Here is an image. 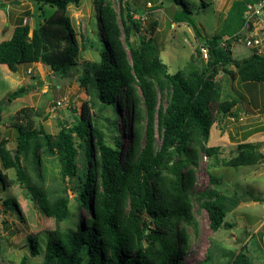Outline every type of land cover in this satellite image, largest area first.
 I'll list each match as a JSON object with an SVG mask.
<instances>
[{"label": "trees", "instance_id": "1", "mask_svg": "<svg viewBox=\"0 0 264 264\" xmlns=\"http://www.w3.org/2000/svg\"><path fill=\"white\" fill-rule=\"evenodd\" d=\"M28 1L57 8V13L33 30L25 18L17 22L11 39L0 43V64L13 73L23 64H41L54 74H65L79 57L67 8L84 0ZM263 1H234L220 31L211 38L203 34L191 11L174 14L175 23L187 22L199 36L197 54L202 56L201 48H208L201 70L188 76L169 72L155 41L142 35V22L135 18L130 3L119 0L117 12L111 3L101 2L92 19L94 36L85 37L84 46L94 49L97 59L87 64L81 84L95 90L102 107L129 110L127 150L122 151L121 137L112 140L104 130L110 124L117 126L116 115L112 120L103 118L102 107L94 115L85 107L75 122L62 125L56 135L19 127L14 152L8 150L7 141L0 143L3 169L16 171L46 217L68 221L70 200L32 188L23 160L31 159L39 169L43 155H57L61 178L81 185L77 200L89 217L74 228L50 232L41 264H182L192 246L189 228L194 235L198 233L194 200L208 213L213 231L227 226L226 215L237 202L216 189L196 193L197 170L201 153L218 155L219 148L209 146L218 115H234L232 110L239 105L236 99L223 100L217 80L220 69L233 75L227 68L233 65L244 83H264V55L252 52L237 61L231 52L233 38L244 28L247 5ZM135 36L138 43L133 45ZM23 91L10 98L20 97ZM159 96L164 104L159 103ZM2 110L0 106V118ZM27 111L32 110L22 113ZM79 148L84 151L82 156ZM258 149L243 143L234 158L218 162L226 167L253 166L264 161ZM211 180L217 182L213 176ZM0 182L7 187L1 172ZM5 203L13 209L16 206L13 199ZM28 247L32 257L41 255L38 237L30 236ZM244 250L233 264H250ZM207 259L201 264H207ZM21 264H29V257L24 256Z\"/></svg>", "mask_w": 264, "mask_h": 264}, {"label": "rangeland", "instance_id": "2", "mask_svg": "<svg viewBox=\"0 0 264 264\" xmlns=\"http://www.w3.org/2000/svg\"><path fill=\"white\" fill-rule=\"evenodd\" d=\"M12 1L0 0V43L11 39L21 19L25 18L33 30L57 13V8L48 5L28 0H17L19 5H10ZM124 1L130 3L136 13L135 18L141 20L142 35L155 41L169 72H182L188 76L193 71L199 72L207 59L203 54H197L201 43L195 30L187 22L175 23L174 14L181 10L191 11L190 15L198 22L203 34L211 38L220 31L236 0H182L183 4H178L176 0ZM101 2H109L117 12L120 11L119 0H84L79 6L67 8L79 46V57L77 64L65 74H54L41 64H23L13 73L0 64V106L3 108L0 143L7 141V148L11 152L17 148L19 127L33 131L42 129L56 135L62 125L75 122L85 107L90 115L99 112L102 105L97 93L83 86L81 78L87 64L97 59L96 51L84 46H87L85 37L94 36L92 19ZM123 6H126L125 3ZM132 42L136 45L138 37L135 36ZM231 52L232 58L240 61L248 58L253 51L243 43L233 41ZM227 68L235 73L230 75L220 69L217 80L222 88V97L223 100L236 99L239 105L232 110L234 115H218L212 127L209 146L218 147L219 152L213 157L200 154L195 192L216 189L233 198L237 206L227 213V226L224 224L215 232L210 228L208 213L200 202L194 200L193 214L198 233L194 235L193 229L189 228L192 246L183 257L182 264H201L208 256L207 264H233L244 247L250 264H264V161L253 166L238 167H226L218 162L234 158L243 143L256 145L264 154V83H244L233 65ZM20 89H24L20 97L10 98ZM159 103L164 104L161 96ZM102 108L103 118L112 120L116 115L117 131L112 124L104 127V130L112 140L121 137L124 142L122 151L125 152L131 140L130 132H125L129 110L118 108L115 112L109 107ZM24 109L32 111L22 113ZM27 115L30 118H26ZM79 152L81 156L84 153L82 148H79ZM57 157L43 155V165L39 169L35 168L31 159L22 162L30 177L31 187L37 192L46 193L52 198L66 196L70 200L72 216L62 222L46 217L29 190L17 179L16 171L3 169L0 162V172L6 176L7 182V187L0 182L1 264H21L24 256L29 257V264H41L50 232L74 228L79 221L89 217V212L80 209L77 200L81 185L78 181L61 178ZM211 176L217 179L216 183ZM9 199L15 201L14 209L5 203ZM30 236H36L41 241V255L37 257L30 255Z\"/></svg>", "mask_w": 264, "mask_h": 264}, {"label": "built area", "instance_id": "3", "mask_svg": "<svg viewBox=\"0 0 264 264\" xmlns=\"http://www.w3.org/2000/svg\"><path fill=\"white\" fill-rule=\"evenodd\" d=\"M244 19V28L233 41H239L258 55H264V1L248 4ZM230 39L232 38L227 37L225 40ZM201 51L208 59V48H201Z\"/></svg>", "mask_w": 264, "mask_h": 264}, {"label": "water", "instance_id": "4", "mask_svg": "<svg viewBox=\"0 0 264 264\" xmlns=\"http://www.w3.org/2000/svg\"><path fill=\"white\" fill-rule=\"evenodd\" d=\"M19 4L20 3L17 0H14V1L10 2V5H19ZM5 8H6V6H5Z\"/></svg>", "mask_w": 264, "mask_h": 264}]
</instances>
